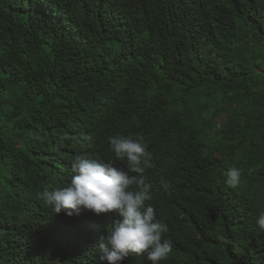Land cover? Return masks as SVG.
<instances>
[{
	"label": "trees",
	"instance_id": "obj_1",
	"mask_svg": "<svg viewBox=\"0 0 264 264\" xmlns=\"http://www.w3.org/2000/svg\"><path fill=\"white\" fill-rule=\"evenodd\" d=\"M117 134L152 154L160 264H264V0H0V264H107L95 246L116 217L37 194L78 154L124 167Z\"/></svg>",
	"mask_w": 264,
	"mask_h": 264
},
{
	"label": "clouds",
	"instance_id": "obj_2",
	"mask_svg": "<svg viewBox=\"0 0 264 264\" xmlns=\"http://www.w3.org/2000/svg\"><path fill=\"white\" fill-rule=\"evenodd\" d=\"M87 139H91L90 137ZM110 151L117 160L125 163L117 167L111 160L78 154L71 161V179L66 186L44 189L37 199L50 207L53 214L80 215L90 211L94 215L115 216L100 237L95 248L98 259L107 264H122L130 255H140L149 264H160L172 251V241L165 237L169 232L166 222L146 201L152 199L151 185L141 179L146 169L153 167L152 154L143 137L113 135L108 137ZM241 170L228 168L225 183L236 187L241 180ZM160 186L167 191L170 182L161 177ZM264 232V213L256 220Z\"/></svg>",
	"mask_w": 264,
	"mask_h": 264
}]
</instances>
